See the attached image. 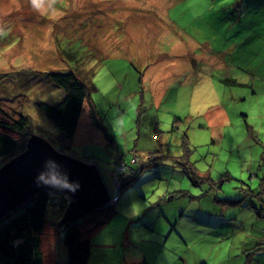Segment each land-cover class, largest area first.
<instances>
[{"label": "rangeland", "instance_id": "1", "mask_svg": "<svg viewBox=\"0 0 264 264\" xmlns=\"http://www.w3.org/2000/svg\"><path fill=\"white\" fill-rule=\"evenodd\" d=\"M0 33V98L24 99L28 137L58 144L36 104L63 95L49 72L88 77L70 154L119 199L96 229L78 219L87 264H264V0H0ZM63 233L47 225L46 264Z\"/></svg>", "mask_w": 264, "mask_h": 264}, {"label": "trees", "instance_id": "2", "mask_svg": "<svg viewBox=\"0 0 264 264\" xmlns=\"http://www.w3.org/2000/svg\"><path fill=\"white\" fill-rule=\"evenodd\" d=\"M78 71H50V79L62 87L63 95L53 103L36 102L57 127L58 144H55L60 150L69 153H75L71 151V145L83 104L88 98L91 101L90 85L86 83V81L89 83L88 77L83 75L84 73L80 75ZM23 103L24 99L17 95L12 100L0 98V166L25 147L30 134L28 115L20 110ZM133 164L128 165V171H136L137 168H132ZM191 169L194 170V168ZM133 178V175L127 176L126 180H122L120 187L132 182ZM262 191L261 187L257 191H252L248 197L255 196L262 200ZM66 205L67 199L63 194L41 190L11 210L14 213L6 214L0 220V224L2 223L0 225V261L5 264H46L42 238L47 225H51L56 233L64 232L62 244L67 255L65 264H87L91 246L89 239L83 237L82 226L89 220L75 219L57 225ZM113 205L114 202H109L87 214L98 213L101 217L99 221H94L95 224L90 230L96 229L110 218ZM19 210L21 211L15 214ZM11 214L14 215L11 216Z\"/></svg>", "mask_w": 264, "mask_h": 264}, {"label": "water", "instance_id": "3", "mask_svg": "<svg viewBox=\"0 0 264 264\" xmlns=\"http://www.w3.org/2000/svg\"><path fill=\"white\" fill-rule=\"evenodd\" d=\"M48 161L58 166L70 186H53L40 179L49 172ZM41 190L67 199L57 225L83 218L111 200L96 163L57 149L46 137L32 133L25 147L0 166V220Z\"/></svg>", "mask_w": 264, "mask_h": 264}, {"label": "crops", "instance_id": "4", "mask_svg": "<svg viewBox=\"0 0 264 264\" xmlns=\"http://www.w3.org/2000/svg\"><path fill=\"white\" fill-rule=\"evenodd\" d=\"M221 115H222V118H228L229 117V115H228V113H227V111L226 110H223L222 111V113H220ZM215 116L216 115H214V118H215ZM218 116H220V115H218ZM221 117V116H220ZM222 120H220V122H219V124H222V122H221ZM246 128L247 129H249L250 128V126L247 124L246 125ZM251 132V131H250ZM93 159V158H92ZM256 175V173L254 174V175H252V176H255ZM262 188H263V191H262V197L264 196V185L262 186ZM167 194V193H166ZM162 194H160V198L162 199V198H164L165 197V195H163V197L161 196ZM168 197V196H167ZM166 198V197H165ZM57 199H59V200H61V198L60 197H57ZM118 197H116V200H115V203L114 204H117V201H118ZM255 200V201H254ZM259 198H256L255 196H252L251 197V200H250V204H251V206L252 207H254V208H257L258 209V212L260 213V210H261V213L262 214H264V198L262 199V200H259ZM255 202H258V205H256L255 204ZM247 206V205H246ZM261 215V214H260ZM235 216V215H234ZM232 218H235V217H230V218H228V219H225V218H223V221H221L220 223H219V226H226V227H229L230 226V228H231V232H230V234L229 235H227L225 238L227 239V238H232V236L235 234V232H240L241 230H242V226L241 225H239L238 224V227H235V225H237V224H235V223H233V224H231V220L230 219H232ZM261 233L262 234H264L263 233V231H261ZM248 236H251V235H247V237ZM221 240H224V237L223 238H220ZM61 251V253H62V258H61V260H58L57 259V253H56V250L55 251H53L52 249H51V256L50 257H52V259L50 260L51 261V264L52 263H55V264H65L66 263V259H67V255H66V250H65V248H64V246H63V249L62 250H60ZM59 251V252H60ZM60 259V258H59Z\"/></svg>", "mask_w": 264, "mask_h": 264}, {"label": "clouds", "instance_id": "5", "mask_svg": "<svg viewBox=\"0 0 264 264\" xmlns=\"http://www.w3.org/2000/svg\"><path fill=\"white\" fill-rule=\"evenodd\" d=\"M31 5L33 8L39 9L44 3V0H30ZM51 3L54 4L56 3V0H51ZM6 33H0V35H5ZM69 153V152H68ZM74 155V154H73ZM81 158V157H80ZM85 159V158H82ZM87 157H86V159ZM96 163V162H94ZM47 166L49 168V172L47 175L41 174L40 179L44 181L45 183H50L53 186H70L67 183V180L65 177H63L57 170V165L54 164L52 161L47 162ZM113 197H111L112 199Z\"/></svg>", "mask_w": 264, "mask_h": 264}, {"label": "built area", "instance_id": "6", "mask_svg": "<svg viewBox=\"0 0 264 264\" xmlns=\"http://www.w3.org/2000/svg\"><path fill=\"white\" fill-rule=\"evenodd\" d=\"M85 157H87V159H88V161H90V162H95V160H93L91 157H90V154H89V152H84V154H83ZM136 154L134 155V157L132 158V161H136ZM126 170V169H125ZM116 200V197H114V198H112L111 200H110V202H114ZM263 233H264V230H263Z\"/></svg>", "mask_w": 264, "mask_h": 264}, {"label": "flooded vegetation", "instance_id": "7", "mask_svg": "<svg viewBox=\"0 0 264 264\" xmlns=\"http://www.w3.org/2000/svg\"><path fill=\"white\" fill-rule=\"evenodd\" d=\"M163 197V195H161ZM167 197V196H166Z\"/></svg>", "mask_w": 264, "mask_h": 264}]
</instances>
